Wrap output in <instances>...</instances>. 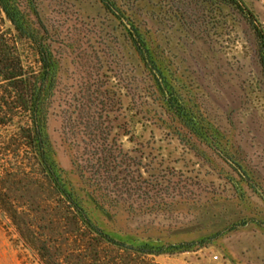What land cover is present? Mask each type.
Instances as JSON below:
<instances>
[{
    "label": "rangeland",
    "instance_id": "rangeland-1",
    "mask_svg": "<svg viewBox=\"0 0 264 264\" xmlns=\"http://www.w3.org/2000/svg\"><path fill=\"white\" fill-rule=\"evenodd\" d=\"M115 1L206 140L169 113L98 0H46L40 13L62 57L47 136L63 182L116 240L191 247L148 262L264 264V70L251 26L224 0ZM238 1L264 31V0ZM0 27L32 86L41 69L34 44L1 11ZM4 117L0 264H45L44 246L55 264H147L96 244L27 148L22 118Z\"/></svg>",
    "mask_w": 264,
    "mask_h": 264
},
{
    "label": "trees",
    "instance_id": "trees-1",
    "mask_svg": "<svg viewBox=\"0 0 264 264\" xmlns=\"http://www.w3.org/2000/svg\"><path fill=\"white\" fill-rule=\"evenodd\" d=\"M45 1L0 0V11L21 36L34 44L41 63V69L34 78L32 86H30L12 33L4 31L0 27V90L2 92L0 115L3 113L6 120L10 115L22 118L21 123H19V131L27 144V148L33 150L40 166L43 167L49 179L55 185L71 214H75L84 226L92 232L97 245L100 246L103 243L112 245L125 253L135 255L147 264H155L153 261L148 262V257L191 251V247L151 246L148 243L130 245L127 242L116 240L95 225L88 216L86 209L63 182L60 172L51 158L47 136V114L60 71L62 57L55 50L57 42L40 13ZM98 1L116 20L118 29L129 38L135 54L141 58L144 66L152 75L155 90L163 98L164 105L169 113L193 135L206 140L195 117L175 91L168 86L140 31L124 17L115 0ZM224 1L236 7L251 26L258 42L260 62L264 70V31L250 17L251 14L241 2L238 0ZM10 122L13 123V119L8 120V122L3 120L1 124L7 125ZM37 250L45 264H55L51 262L48 247H38Z\"/></svg>",
    "mask_w": 264,
    "mask_h": 264
}]
</instances>
